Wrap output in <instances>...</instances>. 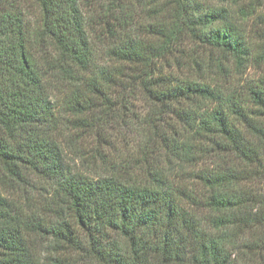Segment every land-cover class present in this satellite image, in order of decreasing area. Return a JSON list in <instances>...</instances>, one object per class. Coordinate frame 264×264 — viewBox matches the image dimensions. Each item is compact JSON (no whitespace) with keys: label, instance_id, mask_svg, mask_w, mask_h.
<instances>
[{"label":"trees","instance_id":"1","mask_svg":"<svg viewBox=\"0 0 264 264\" xmlns=\"http://www.w3.org/2000/svg\"><path fill=\"white\" fill-rule=\"evenodd\" d=\"M0 264H264V0H0Z\"/></svg>","mask_w":264,"mask_h":264},{"label":"rangeland","instance_id":"2","mask_svg":"<svg viewBox=\"0 0 264 264\" xmlns=\"http://www.w3.org/2000/svg\"><path fill=\"white\" fill-rule=\"evenodd\" d=\"M260 73H261V70L258 69L257 67H254L252 69H249L248 72H247L248 77H257V76H259ZM127 145L128 144L123 141L120 145H117V148H121L122 147V149H124V147H126ZM70 161H71V164H72L73 168H75L77 170H80V171H82L84 169L85 170L84 171L85 173L88 172V170L86 171L87 168H84L82 166V163L80 162L79 159H76L74 156H71L70 157ZM93 171L94 170H92V172ZM92 172H90L89 174H93L94 175L95 173H92ZM94 172H96V170ZM1 191L4 192V189H1ZM40 249L43 250L42 249V246H40Z\"/></svg>","mask_w":264,"mask_h":264}]
</instances>
